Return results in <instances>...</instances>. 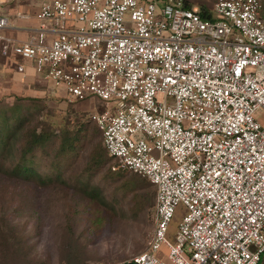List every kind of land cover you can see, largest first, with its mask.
<instances>
[{
    "label": "built area",
    "instance_id": "1",
    "mask_svg": "<svg viewBox=\"0 0 264 264\" xmlns=\"http://www.w3.org/2000/svg\"><path fill=\"white\" fill-rule=\"evenodd\" d=\"M261 1L216 0L208 17L186 0H44L23 42L1 34L0 13L1 54L29 60L69 101L101 100L91 119L108 155L155 188L152 235L123 264L260 261Z\"/></svg>",
    "mask_w": 264,
    "mask_h": 264
},
{
    "label": "rangeland",
    "instance_id": "2",
    "mask_svg": "<svg viewBox=\"0 0 264 264\" xmlns=\"http://www.w3.org/2000/svg\"><path fill=\"white\" fill-rule=\"evenodd\" d=\"M202 1L208 7L216 2L191 0L198 5ZM35 74L38 81L25 95L36 100L19 102V95H0V135L5 138L0 150V235H11L2 232L6 221L20 239L0 242V264H67L71 247L77 252L74 264H123L145 250L152 235L155 188L109 156L103 169L91 174L90 154L96 143L103 145L90 116L103 102L95 97L69 101L64 88H52ZM16 104L23 105L14 113ZM253 117L264 125L262 110ZM84 124L89 134L81 139L76 157L60 156L61 134ZM40 129L54 132L56 139L26 152L29 135ZM17 165L33 168L41 180L9 174ZM182 213L179 206L167 235L171 240Z\"/></svg>",
    "mask_w": 264,
    "mask_h": 264
},
{
    "label": "crops",
    "instance_id": "3",
    "mask_svg": "<svg viewBox=\"0 0 264 264\" xmlns=\"http://www.w3.org/2000/svg\"><path fill=\"white\" fill-rule=\"evenodd\" d=\"M43 1L0 0V13L9 19V27L2 30L1 34L15 42L25 41L30 35L31 29L40 25V22L35 18V13ZM18 66H22L23 70L18 71ZM35 73L29 60L11 54L3 56L0 51V95L26 96L25 93H28L33 84L38 81L39 77ZM48 83L52 88H64L63 85L53 86L49 81ZM109 264L117 263L110 261Z\"/></svg>",
    "mask_w": 264,
    "mask_h": 264
},
{
    "label": "trees",
    "instance_id": "4",
    "mask_svg": "<svg viewBox=\"0 0 264 264\" xmlns=\"http://www.w3.org/2000/svg\"><path fill=\"white\" fill-rule=\"evenodd\" d=\"M186 2L196 4L195 2H191V0H186ZM261 2H262L261 12H262V15H264V0H262ZM199 6L203 10V13H205V15L209 17L211 14V9L213 6L208 7L206 4H204L203 1L199 4ZM19 96H21V97H15V99L18 100L19 102L37 99V98H32V96H23V95H19ZM22 105L23 104H16V106L15 107L13 106L11 110L14 113H16L19 110V107ZM103 109H104V105L101 104V107H99V109L96 111H102ZM90 120H92L91 116H90ZM96 127H97L96 130L98 131L99 128L97 125H96ZM100 133H101V131H100ZM88 134H89V127L86 124H84V126H82V128L76 129L74 132L62 133L60 136V140H61V142H60V147H61L60 156L72 155V156H74L72 159H74L76 157L78 150L80 149V144L82 142L81 139H85V137H87ZM101 135H102V133H101ZM54 139H56V135L54 132L47 133L44 129L34 130V131H32V133L29 135L28 139L26 140L25 151L30 152L34 148L44 146L45 143H47L50 140H54ZM102 145H103V142H102ZM4 147H5V138L0 135V150ZM108 156L109 155H108L105 147L104 146L102 147L99 142L96 143L93 147L91 154H90V157H89V160L87 163V170L91 174L100 172L103 169V167L106 165L107 160H108ZM109 157H111V156H109ZM111 158H113V157H111ZM119 168H121V167H119ZM0 169H1V162H0ZM121 169L127 170L124 168H121ZM8 173L11 175L24 176V177H27V178H30L33 180L35 179L37 181L41 180V177L36 172V170H34L33 168H31L27 165L26 166L17 165L13 169L9 170ZM0 175H2V174H0ZM74 214L77 215L76 213H74ZM74 214H71V216H70V218L72 220L75 219V217H76ZM70 223L72 224L71 220H70ZM4 226H5L6 231L3 230L2 232H7L11 235H7V234L0 235V242L8 241L12 238L19 239L18 238L19 236H17V233L15 232L14 227L9 222L5 221ZM75 255H77L76 249L71 247V248H69V250L65 256L66 258L64 260H66L67 264H74L71 260ZM258 264H264V253L261 255V258H260V261L258 262Z\"/></svg>",
    "mask_w": 264,
    "mask_h": 264
},
{
    "label": "water",
    "instance_id": "5",
    "mask_svg": "<svg viewBox=\"0 0 264 264\" xmlns=\"http://www.w3.org/2000/svg\"><path fill=\"white\" fill-rule=\"evenodd\" d=\"M129 264H132V263H129Z\"/></svg>",
    "mask_w": 264,
    "mask_h": 264
}]
</instances>
